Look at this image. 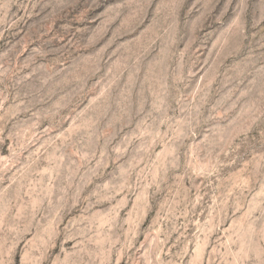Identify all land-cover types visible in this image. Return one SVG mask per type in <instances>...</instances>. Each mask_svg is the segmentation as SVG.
I'll return each mask as SVG.
<instances>
[{
  "label": "rangeland",
  "instance_id": "1",
  "mask_svg": "<svg viewBox=\"0 0 264 264\" xmlns=\"http://www.w3.org/2000/svg\"><path fill=\"white\" fill-rule=\"evenodd\" d=\"M0 264H264V0H0Z\"/></svg>",
  "mask_w": 264,
  "mask_h": 264
}]
</instances>
